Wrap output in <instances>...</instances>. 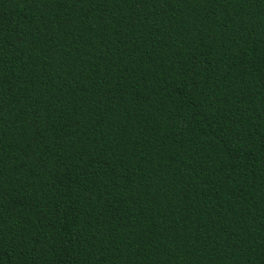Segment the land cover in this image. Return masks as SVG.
<instances>
[{
	"label": "trees",
	"instance_id": "obj_1",
	"mask_svg": "<svg viewBox=\"0 0 264 264\" xmlns=\"http://www.w3.org/2000/svg\"><path fill=\"white\" fill-rule=\"evenodd\" d=\"M0 264H264V0H0Z\"/></svg>",
	"mask_w": 264,
	"mask_h": 264
}]
</instances>
